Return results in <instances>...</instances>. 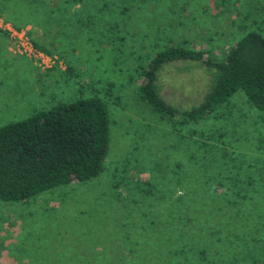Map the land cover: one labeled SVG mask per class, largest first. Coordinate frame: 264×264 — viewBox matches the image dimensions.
Wrapping results in <instances>:
<instances>
[{
  "label": "rangeland",
  "instance_id": "rangeland-1",
  "mask_svg": "<svg viewBox=\"0 0 264 264\" xmlns=\"http://www.w3.org/2000/svg\"><path fill=\"white\" fill-rule=\"evenodd\" d=\"M141 6L132 9L125 22L115 18L125 38L113 44L104 37L107 18L90 28L91 39L79 35L64 38L65 44L60 45L55 30L45 36L42 29L16 28L0 15V125L62 101L92 93L103 96L105 88L119 99L115 104L114 97L108 98L111 138L96 178L57 187L27 202L0 201V264H45V257L56 258L62 252L77 258L111 254L119 250L112 246H117L119 236L130 234L135 240L144 233L141 225L151 222L155 231L145 229V236L154 238L155 249L149 248L139 264L249 262L247 249L240 254L241 247L222 243L233 241L235 235L226 229L232 218H223L217 207L230 212L224 207L227 202L205 201L192 179L199 177L208 190H228V200H240L236 192L243 190L246 199L240 204L260 205L263 199L255 191L264 193V113L237 93L216 114L194 124H175L152 113L138 99L137 86L140 67L166 46L180 44L221 57L245 31L264 36V0H145ZM4 30L24 32L29 40L48 42L65 55L55 53L53 65L41 68L18 53L15 39L4 35ZM64 57L70 60L73 75L67 72ZM204 69L190 60L168 63L159 72L162 94L167 91L170 101L185 108L199 103L208 85ZM190 154L205 160L195 164ZM179 196L181 202L190 201L181 211L176 209ZM148 208L154 216L141 215ZM136 219L142 220L141 229L138 223L133 225ZM120 220L131 225L122 227ZM253 222L262 233L251 224L246 242L255 249L264 247V218ZM201 223L205 234L198 230ZM198 235H207L209 243L191 238ZM234 251L239 255L235 257Z\"/></svg>",
  "mask_w": 264,
  "mask_h": 264
},
{
  "label": "trees",
  "instance_id": "trees-1",
  "mask_svg": "<svg viewBox=\"0 0 264 264\" xmlns=\"http://www.w3.org/2000/svg\"><path fill=\"white\" fill-rule=\"evenodd\" d=\"M143 1L145 0H0V15L16 28L31 25L42 29L45 36L55 30L56 35H60V45L65 44L64 38L70 40L79 35H87L88 39H91L90 28L107 18L108 36L104 35V37L113 44L115 40L125 38L122 36L119 22L114 21L115 18L118 16L121 22H125V16L131 17L130 11L140 9ZM114 30L116 31L112 32ZM2 33L9 34L5 30ZM30 40L37 50L51 57L56 55L55 53L59 55L65 53L63 49L51 47L47 45L48 42L38 38ZM176 60L195 61L205 68L207 90L203 99L193 106L185 108L175 105L177 103L166 97L167 91L164 92L166 95L162 94L159 72L165 65ZM65 61L68 65L67 72L73 75L75 71L73 66L69 65L70 60L65 58ZM138 72H140L137 86L138 99L149 105L152 113L157 117L167 122L197 123L216 114L218 108L237 93H242L247 104L253 109L264 113V36L256 30L245 31L221 57L214 56L209 51L180 44L166 46L150 57ZM161 83L164 86L163 80ZM103 92V96L92 93L74 100L62 101L47 109L34 110L24 119L0 125V201L27 202L57 187L90 181L102 172L111 138V112L108 98L112 96L108 88ZM114 103H119L117 96L114 97ZM195 156L190 154L195 164L205 160ZM196 177L192 179L193 183L196 184V191L205 201L212 200L211 202L218 204L226 201L224 207L230 209V212H227L228 210L223 209L222 206H217L223 218H232L229 228L226 229H230L235 234L233 241L224 240L222 243L233 248L241 247L240 254L242 250L247 249V253L250 254L247 264H264V247L259 246L255 249L245 239L249 236L251 224L255 227L254 218H258V222L264 218V193L255 191L258 192L259 199H263L260 205L240 204L246 199L243 190L236 192L240 200H228V190L221 193L215 188L208 190L200 178ZM218 185L223 183L219 181ZM155 187L157 189V186ZM146 188L145 190H148ZM177 199L180 201L176 207L179 211L185 202H190H181L183 197L180 196ZM197 209L202 211V208ZM141 215L154 216V211L148 208ZM188 215L194 214L190 212ZM141 221L139 220L140 224ZM120 222L123 223L122 227L131 225L127 223L128 221L120 220ZM137 223L136 219L133 225L136 226ZM139 223V229L142 226L144 232L142 236L135 237V240L130 234L123 238L119 236L117 246L112 245L119 249L116 252L82 257L78 255V258L73 256L74 253L62 252L56 258L45 257V264L143 263L144 260L141 259L145 252L149 248L155 249L154 238L149 240L145 236L146 230L149 229L150 232L155 230L152 222L141 226ZM194 225L199 227V224ZM186 226L191 227L188 222ZM117 228L119 229V226ZM198 230L204 234L207 231L202 223ZM254 231L262 233L259 226L255 227ZM198 236L199 238H191L202 245L209 243L207 235L202 238L200 237L203 235ZM259 240L260 237L255 239L258 242ZM128 242L130 245L127 247ZM135 246H143V248L135 249ZM168 248L170 247L164 250ZM124 249L127 250L123 251ZM177 249L173 250L176 251L174 253L176 258L180 256ZM205 252V249L200 251L203 260ZM236 255H239V251H234V256Z\"/></svg>",
  "mask_w": 264,
  "mask_h": 264
},
{
  "label": "built area",
  "instance_id": "built-area-1",
  "mask_svg": "<svg viewBox=\"0 0 264 264\" xmlns=\"http://www.w3.org/2000/svg\"><path fill=\"white\" fill-rule=\"evenodd\" d=\"M5 31H7L10 36L15 39L18 53L26 55L27 57L33 59L35 63L41 68L50 67L53 65L54 58L42 51L37 50L33 46L31 40H29V38L24 34V32H9L8 30ZM46 59L48 60V64L46 63Z\"/></svg>",
  "mask_w": 264,
  "mask_h": 264
}]
</instances>
